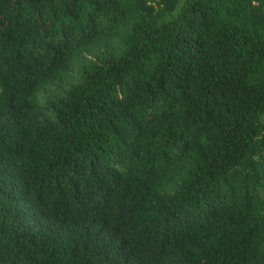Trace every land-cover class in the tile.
I'll use <instances>...</instances> for the list:
<instances>
[{
    "label": "trees",
    "instance_id": "trees-1",
    "mask_svg": "<svg viewBox=\"0 0 264 264\" xmlns=\"http://www.w3.org/2000/svg\"><path fill=\"white\" fill-rule=\"evenodd\" d=\"M264 0H0V264H264Z\"/></svg>",
    "mask_w": 264,
    "mask_h": 264
},
{
    "label": "rangeland",
    "instance_id": "rangeland-1",
    "mask_svg": "<svg viewBox=\"0 0 264 264\" xmlns=\"http://www.w3.org/2000/svg\"><path fill=\"white\" fill-rule=\"evenodd\" d=\"M264 135V126H261L259 128L257 137L261 138ZM250 166H255L257 167L256 171V180L258 181V184H261V187H263L264 191V147L263 149L260 150H255V152L252 154V157L249 161Z\"/></svg>",
    "mask_w": 264,
    "mask_h": 264
}]
</instances>
